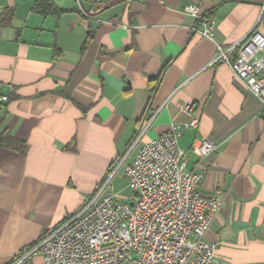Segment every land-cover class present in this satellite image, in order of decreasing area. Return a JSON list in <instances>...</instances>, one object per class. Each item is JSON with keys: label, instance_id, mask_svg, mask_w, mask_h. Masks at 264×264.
I'll list each match as a JSON object with an SVG mask.
<instances>
[{"label": "crops", "instance_id": "1", "mask_svg": "<svg viewBox=\"0 0 264 264\" xmlns=\"http://www.w3.org/2000/svg\"><path fill=\"white\" fill-rule=\"evenodd\" d=\"M263 4L107 0L80 9L76 0H0V96H8L0 131L25 143L22 153L0 146V264L81 205L146 108L153 119L138 145L179 126L185 169L202 175L197 191L224 200L207 234L212 264H264L262 102L226 62L213 61L215 44L244 39ZM190 5L201 15L214 8V40L193 30L202 23ZM169 60L150 98L148 80ZM191 104L199 122L185 127ZM203 138L216 148L199 158L189 148ZM29 264H42L41 255Z\"/></svg>", "mask_w": 264, "mask_h": 264}, {"label": "built area", "instance_id": "2", "mask_svg": "<svg viewBox=\"0 0 264 264\" xmlns=\"http://www.w3.org/2000/svg\"><path fill=\"white\" fill-rule=\"evenodd\" d=\"M102 4L107 0H76ZM85 15H90L82 11ZM187 14L202 23L194 27L200 36L214 40V25L195 5ZM264 4L251 32L242 40L222 46L216 43L214 62H226L235 78L259 97L264 112ZM8 96H0L6 101ZM196 127L199 115L187 106ZM153 115L138 128L127 149L108 168L95 190L60 224L48 228L33 244L13 256L10 264H29L40 254L42 264H212L215 244L207 234L224 203L215 194L197 191L202 175L185 169L187 150L179 146L182 134L172 126L144 141ZM138 145V146H137ZM135 149L134 154L132 151ZM216 148L208 138L195 141L190 151L203 158ZM123 169L129 196L113 191L112 179Z\"/></svg>", "mask_w": 264, "mask_h": 264}, {"label": "trees", "instance_id": "3", "mask_svg": "<svg viewBox=\"0 0 264 264\" xmlns=\"http://www.w3.org/2000/svg\"><path fill=\"white\" fill-rule=\"evenodd\" d=\"M221 1H224V0H221ZM213 9L210 10L209 12L203 14L202 17L203 18L210 17ZM11 13L12 12L10 9H6V10H4L3 14H11ZM263 15H264V12H263ZM88 41H89V39L87 37L83 42L82 51L85 49L86 45L88 44ZM170 61L171 60H169L166 64H164V66L161 68V70L155 76H152L151 78H149V80H148V92H149L150 98L153 96V94L157 90V88L160 84V81L162 79L163 73L165 71V68L170 63ZM147 107H148V104H147ZM147 112H148V109L146 108L143 116L138 121L139 126L147 118ZM2 119H3V117H0V123H1ZM0 146L15 149L21 153L24 152V149H25V143L22 140L18 139L14 134H12L7 129L0 131Z\"/></svg>", "mask_w": 264, "mask_h": 264}, {"label": "rangeland", "instance_id": "4", "mask_svg": "<svg viewBox=\"0 0 264 264\" xmlns=\"http://www.w3.org/2000/svg\"><path fill=\"white\" fill-rule=\"evenodd\" d=\"M108 170V169H107ZM113 191L121 199L126 198L130 194V190L127 187V179L121 168L112 179Z\"/></svg>", "mask_w": 264, "mask_h": 264}]
</instances>
